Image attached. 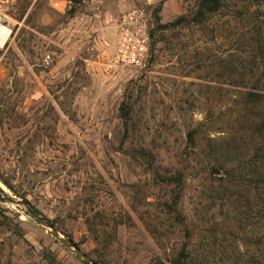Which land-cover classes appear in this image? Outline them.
I'll use <instances>...</instances> for the list:
<instances>
[{"label": "rangeland", "instance_id": "374dc122", "mask_svg": "<svg viewBox=\"0 0 264 264\" xmlns=\"http://www.w3.org/2000/svg\"><path fill=\"white\" fill-rule=\"evenodd\" d=\"M197 1L0 0L1 21L11 29L0 47V264H82L5 194L26 197L103 264H170L187 240L184 216L195 249L202 228L219 223V235L208 240L209 264L259 252L263 228L240 230L235 219L226 222L219 202L210 207L213 177L225 172L209 144L227 135V91L237 90L216 76V62L233 49L237 19L210 22L215 38L197 28L157 32L152 47L157 16L172 21ZM129 13L135 19L127 24ZM127 27L149 37L143 66L117 60ZM124 99L133 110L128 136ZM203 121L192 146L187 133ZM170 176L184 183L175 206L182 217L167 206L181 185Z\"/></svg>", "mask_w": 264, "mask_h": 264}, {"label": "trees", "instance_id": "16d2710c", "mask_svg": "<svg viewBox=\"0 0 264 264\" xmlns=\"http://www.w3.org/2000/svg\"><path fill=\"white\" fill-rule=\"evenodd\" d=\"M227 15L237 19V30L233 31V36L236 37L227 58L222 57L216 62V76L218 78L226 76L237 90L227 91L233 96L227 112L229 116L227 127L225 126L227 135L211 138L212 142L209 144L216 164L225 172L224 177H213L215 183L211 185L214 192L211 195L210 207L219 202L222 206L221 215H224L226 222L235 219L240 230L250 226H260L264 229V0H198L195 9L179 15L172 21L161 22L157 16L158 30L152 29L150 37L152 47L159 41L156 33H164L167 30H173L172 34L179 36L184 29L197 28L204 33L210 31L212 38H215V29H210V22ZM216 93L224 95L222 87L216 86ZM131 105L129 99H124L120 106L126 136L131 129L133 112ZM220 116L221 114L218 115ZM214 117L213 114L206 120L214 121ZM205 125L206 122L203 121L189 129L187 138L190 145L197 144V138L200 137ZM142 149V154H147L146 148ZM170 180L179 181L181 184L172 204L167 202L169 208H175L184 190V183L182 177L177 179V176H170ZM4 181L12 187L7 180ZM24 198L29 202L26 197ZM175 210L178 214L175 216L182 217L177 208ZM46 218L55 225L52 219ZM180 222L184 226L187 240L170 258V264H209L208 257L213 252L214 245L208 240L219 235L217 229L219 223L214 221L210 227H206L207 229L202 228V232L204 231L202 240L197 245L198 249H195L189 241L192 234L186 225L185 216ZM231 235L230 231L225 232L223 239L229 241ZM255 243L259 252L248 253L234 264H264V238H257ZM96 261L103 264L99 259ZM155 264L164 262L158 261Z\"/></svg>", "mask_w": 264, "mask_h": 264}, {"label": "built area", "instance_id": "2783aa9c", "mask_svg": "<svg viewBox=\"0 0 264 264\" xmlns=\"http://www.w3.org/2000/svg\"><path fill=\"white\" fill-rule=\"evenodd\" d=\"M135 15V12H132ZM129 14L124 15V22L128 21V18L133 22L135 16ZM134 16V18H133ZM130 22V21H129ZM127 24H130L127 22ZM0 25H4L0 18ZM9 28V27H8ZM11 34V29L9 28V33L7 37L3 40V43L0 42V47H3L7 42ZM149 37L146 34H143L139 30H134L127 27L122 33V36L119 40V45L117 49V60L128 65L132 66H143L145 65L148 54H149Z\"/></svg>", "mask_w": 264, "mask_h": 264}, {"label": "water", "instance_id": "95a60500", "mask_svg": "<svg viewBox=\"0 0 264 264\" xmlns=\"http://www.w3.org/2000/svg\"><path fill=\"white\" fill-rule=\"evenodd\" d=\"M80 1V0H77ZM2 192L0 191V197L2 196ZM5 198L13 204L16 205H24L28 212L33 215L38 223L47 227L51 234L61 241L66 247H68L74 254L75 257L82 263V264H99L96 260L92 259L81 247L80 245L71 237L63 234L56 225H54L50 220H48L44 215L39 213L38 210L33 208L27 201L23 198L16 197L14 195L5 194Z\"/></svg>", "mask_w": 264, "mask_h": 264}, {"label": "bare ground", "instance_id": "6f19581e", "mask_svg": "<svg viewBox=\"0 0 264 264\" xmlns=\"http://www.w3.org/2000/svg\"><path fill=\"white\" fill-rule=\"evenodd\" d=\"M9 33V28L6 26L0 25V42L3 43V40L7 37Z\"/></svg>", "mask_w": 264, "mask_h": 264}]
</instances>
